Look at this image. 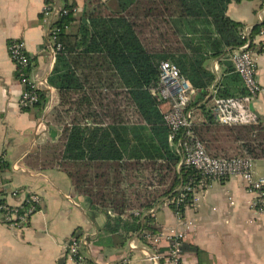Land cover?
Wrapping results in <instances>:
<instances>
[{
    "label": "trees",
    "instance_id": "1",
    "mask_svg": "<svg viewBox=\"0 0 264 264\" xmlns=\"http://www.w3.org/2000/svg\"><path fill=\"white\" fill-rule=\"evenodd\" d=\"M64 1L66 13L53 24L61 48L47 80L59 98L47 116L52 140L31 158L66 172L91 215H105L98 245H123L135 233L144 240L158 230L152 209L175 199L169 206L183 215L200 183L211 180L180 164L158 91L162 61L191 82L192 129L211 156L264 159V118L224 124L210 105L216 99L235 114L233 98L247 91L231 61L244 27L228 14L232 0H116V8L86 0L80 16L76 3ZM38 92L34 107L42 112L49 91Z\"/></svg>",
    "mask_w": 264,
    "mask_h": 264
},
{
    "label": "crops",
    "instance_id": "2",
    "mask_svg": "<svg viewBox=\"0 0 264 264\" xmlns=\"http://www.w3.org/2000/svg\"><path fill=\"white\" fill-rule=\"evenodd\" d=\"M54 1L59 8L65 5L64 0ZM68 1L76 3L80 16L86 0ZM263 1L232 0L228 14L244 26H255ZM46 3V0H0V154L8 163L0 174V197L10 204L21 203L32 192L42 197L41 208L21 229L11 228L0 219V264H74L66 255L65 244L79 235L86 236L89 253L99 261L128 257L126 264H165V255L153 259L151 254L154 250L166 251L169 243L166 236L171 231L185 235L183 251L187 264H264V207L253 206L254 195L240 176L210 180L206 186L201 182L194 191L196 199L183 215L169 206V200L159 203L150 211L158 226L152 234L161 237L159 245L149 239L151 233L144 240L135 233L125 244L115 247L97 244L105 215H91L89 199L77 192L66 172L57 166L41 168L38 160L31 158L37 145L52 140L47 114L58 102L56 89L46 83L41 87L49 91L46 104L50 108L46 111L40 112L36 107L25 111L19 107L24 87L8 47L12 39L24 40L34 78L48 80L55 57L49 51L43 19ZM255 50L257 78L263 92L254 100L249 99L248 91L245 95L237 93L232 100L235 114L213 99L210 103L213 114L214 108L219 107L239 122L264 118V43ZM210 68L222 76L223 69L217 60L211 61ZM166 105H162L163 110ZM16 164L23 170H15ZM254 175L264 177V159L255 160ZM16 189L21 193L14 194ZM131 242L137 248L130 250Z\"/></svg>",
    "mask_w": 264,
    "mask_h": 264
},
{
    "label": "built area",
    "instance_id": "3",
    "mask_svg": "<svg viewBox=\"0 0 264 264\" xmlns=\"http://www.w3.org/2000/svg\"><path fill=\"white\" fill-rule=\"evenodd\" d=\"M49 1L50 3L47 2L43 8V19L48 31L49 51L55 57L61 44L56 43L53 24L62 12L66 13V10L57 7L54 0ZM257 24L260 25L257 31L252 24L242 28L243 43L231 55L234 69L242 77L251 100L256 99L263 92V87L257 78L258 65L255 48L264 43V1L258 10ZM8 48L10 58L15 63L19 74V81L24 87L19 98V107L21 109L32 108L40 99L38 89H42L41 87L45 83L50 87L51 85L45 79L34 78L32 62L24 40L12 39ZM29 67H31L30 71L25 72L24 69ZM158 91L165 101L164 103H168L169 106L164 110V117L172 131L170 139L177 137V149L181 155L180 164L193 167L205 178L211 180L240 176L245 181L248 191L254 195L253 206L262 209L264 207V177H255V160L250 156L213 157L194 134L192 129L193 113L192 109L188 107L194 88L175 64L167 61L161 62ZM48 108L50 107L46 104L44 111ZM214 115L221 123L227 124L231 121V118L219 107L214 108ZM0 157L2 160L5 159L4 155L0 154ZM1 166L2 162L0 161V174L2 173ZM14 169L23 170L22 166L18 164L14 166ZM17 193H21V190L16 189L14 194ZM193 199H196L195 193ZM169 202H175V199H171ZM41 203V195L35 192L27 194L24 201L18 204H10L0 197V219L11 228L21 229L39 211ZM184 236L181 231L168 233L166 237L169 243L166 246V251L154 250L155 253L151 254L152 258H164L163 255H165V264H187L183 251ZM148 237L154 244L159 245L161 240L159 234L151 233ZM87 246L86 236L73 237L65 244L66 255L74 264H126L129 262L128 257L119 261H99L91 256ZM129 246L130 250L137 248L133 242Z\"/></svg>",
    "mask_w": 264,
    "mask_h": 264
},
{
    "label": "rangeland",
    "instance_id": "4",
    "mask_svg": "<svg viewBox=\"0 0 264 264\" xmlns=\"http://www.w3.org/2000/svg\"><path fill=\"white\" fill-rule=\"evenodd\" d=\"M54 4L57 6L56 2H54ZM107 4L111 7V8H116L117 7V3H116V0H108ZM58 7V6H57ZM48 33V31H47ZM168 107V105L165 106V109ZM51 111V110H50ZM49 111V113H50ZM48 113V114H49ZM47 114V116H48Z\"/></svg>",
    "mask_w": 264,
    "mask_h": 264
}]
</instances>
